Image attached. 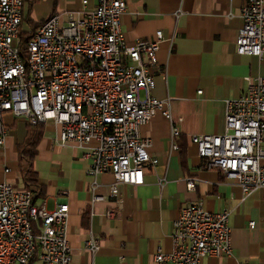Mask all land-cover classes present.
<instances>
[{
  "label": "built area",
  "instance_id": "obj_1",
  "mask_svg": "<svg viewBox=\"0 0 264 264\" xmlns=\"http://www.w3.org/2000/svg\"><path fill=\"white\" fill-rule=\"evenodd\" d=\"M23 8V0H0V151L7 113L30 126L53 125L61 145L96 142L86 155L92 162L91 203L104 200L97 195L98 177L111 173L116 208L106 216L115 218L123 208L119 187L143 185L146 170L158 164L142 128L162 115L172 124V149L178 150L181 133L171 100L152 95L164 35L158 31L154 40L128 46L122 31L127 0H97L93 10L70 18L66 26L57 14L47 19L29 40L25 57ZM240 16L237 53L262 58L264 0H246ZM225 118L224 134L197 135L191 142L207 169L237 183L244 201L264 190V78L250 80L245 94L226 101ZM188 188L194 190L193 181ZM231 213L227 208L210 212L200 202L186 205L173 224L172 252L159 251L156 262L200 264L204 258L230 256ZM68 234V205L49 210L33 203L31 191L0 182V264H72ZM86 247L96 253L99 239L91 236Z\"/></svg>",
  "mask_w": 264,
  "mask_h": 264
},
{
  "label": "crops",
  "instance_id": "obj_2",
  "mask_svg": "<svg viewBox=\"0 0 264 264\" xmlns=\"http://www.w3.org/2000/svg\"><path fill=\"white\" fill-rule=\"evenodd\" d=\"M245 1L127 0L122 31L128 46L139 39L152 41L158 31L164 35L152 95L171 100L181 133L178 150L172 149V124L158 114L141 130L143 137L152 140L149 152L158 164L146 170L143 185L119 187L123 208L117 217L108 218L106 213L116 208L110 195L115 183L111 173L98 177L97 195L104 200L91 203L92 162L86 155L97 143L61 145L54 126H45L34 160L45 196L36 205L45 204L49 210L68 205L72 264H172L158 263L155 256L159 251L172 252L174 221L182 208L198 202L210 212L232 211V254L204 258L200 264H264V190L243 201L237 183L207 169L191 142L197 135L224 134L226 101L245 94L250 80L264 78V56L237 53ZM96 6L97 0H34L24 5L21 30L31 36L56 14L66 26L70 18ZM3 122L7 134L0 151V182L25 189L19 146L30 125L11 113L3 116ZM189 181L194 182V190L188 188ZM91 236L100 241L96 253L86 247Z\"/></svg>",
  "mask_w": 264,
  "mask_h": 264
},
{
  "label": "trees",
  "instance_id": "obj_3",
  "mask_svg": "<svg viewBox=\"0 0 264 264\" xmlns=\"http://www.w3.org/2000/svg\"><path fill=\"white\" fill-rule=\"evenodd\" d=\"M23 2L24 5L26 3L33 4L34 0H23ZM35 33L36 32L29 36L20 30V47L24 51L25 57L27 56L28 42ZM44 130L45 125L29 126L26 140L23 145L19 146L21 177L24 182L25 189L31 191L33 194V203L35 205L37 200L44 198L45 196V188L39 184L38 174L34 169V160L37 156V148L43 137Z\"/></svg>",
  "mask_w": 264,
  "mask_h": 264
},
{
  "label": "rangeland",
  "instance_id": "obj_4",
  "mask_svg": "<svg viewBox=\"0 0 264 264\" xmlns=\"http://www.w3.org/2000/svg\"><path fill=\"white\" fill-rule=\"evenodd\" d=\"M19 119H22V120H23L24 118H19ZM24 120H25V119H24Z\"/></svg>",
  "mask_w": 264,
  "mask_h": 264
}]
</instances>
